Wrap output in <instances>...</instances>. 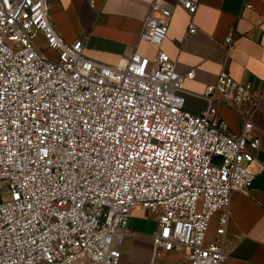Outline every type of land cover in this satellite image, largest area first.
Listing matches in <instances>:
<instances>
[{"label":"built area","instance_id":"obj_1","mask_svg":"<svg viewBox=\"0 0 264 264\" xmlns=\"http://www.w3.org/2000/svg\"><path fill=\"white\" fill-rule=\"evenodd\" d=\"M201 2L178 0L189 35ZM172 14L151 2L139 37L155 57L107 65L59 35L47 0H0V264H120L140 210L158 221L154 258L176 248L186 250L176 264L228 258L231 195L249 194L264 163L252 121L232 132L216 104L243 117L258 97L222 71L203 95L208 107L187 110L195 70L180 73L161 49Z\"/></svg>","mask_w":264,"mask_h":264},{"label":"crops","instance_id":"obj_2","mask_svg":"<svg viewBox=\"0 0 264 264\" xmlns=\"http://www.w3.org/2000/svg\"><path fill=\"white\" fill-rule=\"evenodd\" d=\"M47 1L59 35L68 43L82 40L84 54L91 60L117 65L134 52L149 58L158 52L139 37L154 0ZM163 1L173 8V14L161 49L177 61L180 73L195 70V77L185 80V108L196 114L204 111L208 107L203 97L206 88L217 83L222 71L250 85L258 102L256 107L245 105L243 117L223 104H216V109L232 132L241 131L244 118L252 121L253 134L261 142L255 154L264 163V0H202L194 16L195 35L188 34L191 16L178 0ZM230 35L234 40L227 47L225 40ZM220 216L218 212L212 218L208 241L218 238ZM128 227L133 235L122 245L120 264H176L184 259L183 248L154 258L153 233L158 221L150 211L134 212ZM226 244L229 256L222 264H264V171L255 176L249 194L232 193Z\"/></svg>","mask_w":264,"mask_h":264},{"label":"snow or ice","instance_id":"obj_3","mask_svg":"<svg viewBox=\"0 0 264 264\" xmlns=\"http://www.w3.org/2000/svg\"><path fill=\"white\" fill-rule=\"evenodd\" d=\"M5 3H7V0H5ZM45 155H47V153H45ZM121 167H124V165H123V164H121Z\"/></svg>","mask_w":264,"mask_h":264}]
</instances>
